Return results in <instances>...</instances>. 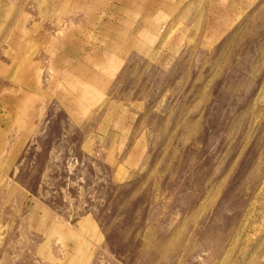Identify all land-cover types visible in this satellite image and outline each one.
<instances>
[{
    "label": "rangeland",
    "instance_id": "obj_1",
    "mask_svg": "<svg viewBox=\"0 0 264 264\" xmlns=\"http://www.w3.org/2000/svg\"><path fill=\"white\" fill-rule=\"evenodd\" d=\"M263 219L264 0H0V264H264Z\"/></svg>",
    "mask_w": 264,
    "mask_h": 264
},
{
    "label": "bare ground",
    "instance_id": "obj_2",
    "mask_svg": "<svg viewBox=\"0 0 264 264\" xmlns=\"http://www.w3.org/2000/svg\"><path fill=\"white\" fill-rule=\"evenodd\" d=\"M261 205H262V203H261ZM255 208H256V207H255ZM262 210H263V209H262ZM262 218H263V217H262ZM263 220H264V219H263ZM256 221H257V220H256ZM246 223H248V222H246ZM262 225H263V224H262ZM245 226H246V224H245ZM252 226H253V225H252ZM255 227H257V226H255ZM237 228H238V227H237ZM257 228H259V227H257ZM237 231H239V230H237ZM237 231H236V232H237ZM239 235H240V233H239ZM261 237H262V236H261ZM241 239H242V238H241ZM233 241H234V239H233ZM262 244H264V238H262V241L260 240V241L257 243V245L255 246V248H252L253 250L251 249V252H250V253H252V258H251V259H254V257L257 256V252L259 253L258 250H260L259 248L262 247ZM231 248H232V247H231ZM231 248H230V250H229L230 253H231V250H232ZM247 250H249V249H247ZM262 250H263V249H262ZM227 252H228V251H227ZM246 252H247V251H246ZM248 253H249V252H248ZM248 253H247V254H248ZM228 254H229V253H228ZM228 254H227V255H228ZM231 254H232V253H231ZM244 255H245V254H244ZM248 256H249V255H248ZM226 259H227V258H226ZM226 259H225V260H226ZM249 259H250V258H249ZM247 261H248V260H247ZM251 261H252V260H251ZM242 263H243V262H242ZM247 264H248V263H247ZM250 264H251V263H250ZM256 264H257V263H256Z\"/></svg>",
    "mask_w": 264,
    "mask_h": 264
}]
</instances>
